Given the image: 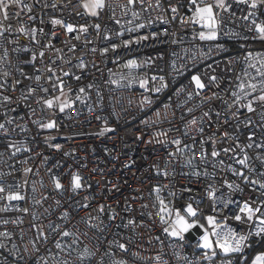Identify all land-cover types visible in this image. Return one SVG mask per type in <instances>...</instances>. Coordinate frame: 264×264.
<instances>
[{
  "label": "built area",
  "instance_id": "2783aa9c",
  "mask_svg": "<svg viewBox=\"0 0 264 264\" xmlns=\"http://www.w3.org/2000/svg\"><path fill=\"white\" fill-rule=\"evenodd\" d=\"M4 2L10 5L9 18L5 20L0 13V25L4 29L11 25V31L0 35V124L4 125L0 129V185L5 189L0 193V234L8 235H0V264H113L119 260L125 264H221L222 259L249 263L264 245V238L250 236L242 253L223 257L215 249L217 255L212 256V250L199 247L203 229L198 226L185 233L183 240L163 231L168 224L161 222L157 196L173 212L192 204L198 210L196 218L206 226L203 217L215 215L218 223H227L238 233L255 230L254 224L238 222L234 216L239 211L237 205L245 201L252 207L261 205L264 189L245 183L229 165L237 172L244 171L250 181L264 182L260 175L264 163L257 159L264 157V148L247 147L264 144V110L257 107L249 113L239 104L228 105L240 82L237 76L244 78L245 70L256 76V69L248 67L247 54L264 57V44L252 23L264 22L262 5L253 10L247 4L226 0L231 11L222 13L224 24L217 39L207 41L199 39L203 29L190 22L193 8L188 0H159V7L156 0H144L143 5L131 6L140 13L138 18L121 7L127 0H106L95 17L84 14L79 0H25L31 11L22 10L12 0ZM173 7L176 13L171 11ZM249 12L255 15L247 21L241 18ZM52 17L77 30L85 25L88 31L68 33L53 26ZM97 24L99 29L94 27ZM137 24L145 27L136 29ZM21 26L36 28V41L19 32ZM141 36L149 38L137 43ZM125 40L132 43L125 47ZM105 48L106 53L101 51ZM40 51L45 53L43 58ZM133 58L141 66L130 71L125 64ZM81 61L83 68L79 67ZM194 74L206 85L203 90L192 81ZM213 75L215 83L209 79ZM36 76L41 79L37 81ZM152 76L164 80L153 81ZM141 79L148 80L144 88ZM58 81H63V91L74 101L72 108L63 112L58 105L48 108L42 103L60 95ZM162 83L166 86L155 91ZM82 87L86 95L79 92ZM4 96L10 99L5 101ZM192 119L198 124H190ZM50 120L57 127L39 126ZM103 129L108 130L100 135ZM176 139L180 145L172 143ZM202 139L208 154L205 161L200 155ZM212 139L219 151L217 158L211 156ZM9 144L21 151L13 155L15 149ZM57 144L59 149L54 147ZM225 147L235 152L226 154ZM177 148L183 149L182 155ZM245 153L252 172L235 162ZM188 159L193 163L187 164ZM25 168L31 171L25 172ZM197 171L200 175H193ZM73 173L82 177V187L75 191L70 188ZM53 176L59 178L62 190L55 188ZM225 181L241 190L233 191ZM210 190H215V202L207 195ZM10 192H18L24 199L8 200ZM227 199L233 203L225 208L220 201ZM100 205L105 206L103 212ZM163 215L167 220L168 213ZM41 231L46 239L40 237ZM63 231L70 235L62 236ZM121 243L127 251L119 248ZM85 248L94 255L82 257ZM205 252L210 259H204Z\"/></svg>",
  "mask_w": 264,
  "mask_h": 264
},
{
  "label": "snow or ice",
  "instance_id": "6c2138e0",
  "mask_svg": "<svg viewBox=\"0 0 264 264\" xmlns=\"http://www.w3.org/2000/svg\"><path fill=\"white\" fill-rule=\"evenodd\" d=\"M189 4L192 6V16L190 17V22L193 24H197L201 27V30L199 32V39L200 40H207V41H214L217 39L218 36V31L221 29V27L224 24V18L222 16V13H229L231 11V6L227 4L226 0H213V2L209 3L206 2V0H188ZM237 4L243 3L247 4L250 9H257L259 6L264 5V0H235ZM12 3L21 8L22 10L27 8L29 11H31V7L25 3V0H12ZM140 3L141 5L144 4V0H127V4L121 5L122 8L125 9V12L127 13L128 11H131V15L133 18H138L140 13L137 11L131 10V6ZM47 7V5H45ZM56 3H52L51 7L56 8ZM79 7H81L84 10V14L90 15V16H98L99 15V10L103 9L106 6V0H79ZM10 7L9 4L5 3L4 0H0V13L3 14V17L5 20L9 18V13L7 9ZM152 5L149 3L148 8H151ZM156 7H159V0H156ZM216 9H219L220 11H216ZM147 10V9H145ZM171 11L173 13L177 12V9L175 7L171 8ZM17 16H19V13H16ZM77 15H80L78 12ZM234 13H232V16L234 17ZM255 15V12H249V15L241 17L244 20H248L250 16ZM29 20L33 19L32 16L28 17ZM175 18V17H173ZM167 21H165L166 23ZM183 22V21H182ZM43 23V21H42ZM50 23L53 26H61L63 27L66 32L68 33H73L77 32L78 34L86 33L88 31L87 26L85 25H80L78 30L77 28L71 24V23H65V21L61 18H56L52 17L50 19ZM117 23H120V21H117ZM255 31L259 34L261 39H264V23H256L255 21L252 22ZM97 29L100 28V25H95ZM145 27L144 24H137L136 29L143 28ZM135 29L129 28L128 31H134ZM4 31H11V25L7 29L3 28V25H0V35H3ZM19 32H22L26 35H30L31 39L33 41H36V34H37V29L32 28V29H26L23 26H21L18 29ZM41 33H43V29H39ZM122 33H117V35H121ZM55 35V33H53ZM153 37L156 36V33L152 34ZM77 38H79V35H77ZM105 39H108V36L105 35ZM149 37L148 36H141L137 39V43L140 40H147ZM124 46L127 47L132 41L125 40ZM50 46V42L49 45ZM75 45H73V48ZM112 49L115 50L117 45L113 44L111 45ZM218 50H222V46L217 45ZM59 51V50H58ZM95 51V49H93ZM102 52L106 53L108 51L107 48L102 49ZM5 56H7V50H5L4 53ZM45 55L44 51L39 52V56L43 58ZM36 59V53L33 52L32 55V60ZM247 59L250 61L248 64L249 68H254L256 69V76H250L248 71L245 70L244 72V78L237 76V80L240 81L237 84V90L232 92V96L234 97L232 104L228 105V108H232L233 105L239 104L240 107H245L249 113H254L257 109V107L261 108L264 110V57H260L259 59L257 57H253L252 53L249 52L247 54ZM144 63H149V61H144ZM259 65V66H258ZM85 65L83 61L80 62L79 67L83 68ZM141 65L137 62L135 58L129 59L126 61L125 67L128 68L130 71L132 69L138 68ZM211 68V65L208 66ZM49 72H52V69H48ZM7 75V73H5ZM54 75V73H53ZM65 76L68 75L67 72L64 73ZM259 77V79H257ZM37 81L41 79L40 76H36L35 78ZM51 79V77H49ZM79 79V77H77ZM151 79L153 81H156L159 79L160 81L164 80L163 76L157 77V76H152ZM210 81L215 83L217 77L216 76H211ZM192 81L195 83V86L197 89L203 90L206 85L202 82L201 78L198 75H193L192 76ZM16 83H19L17 81ZM115 83V81H113ZM148 83L147 79H141L140 80V86L141 88H144ZM59 85V90H60V95L58 96H53L49 99H45L42 101V103L48 107V108H53L54 106L58 105L59 110L63 112L65 109L72 108L74 101H71L68 99L67 93L63 91L64 85L63 81H58ZM56 83L52 85L53 90H56L57 86ZM163 83L161 84L160 87L155 88L154 90L159 92L161 88L165 87ZM88 87H92V85H88ZM30 92L33 91V89H29ZM44 91H47V89H44ZM71 91V89H69ZM79 92L82 94H85V89L82 87L79 89ZM199 94V93H197ZM191 93H189V98H191ZM216 94L213 93V96ZM3 99L5 101L9 100L10 98L8 96H4ZM77 100H80L81 97L77 95L76 97ZM247 100V104L243 103V100ZM149 102L150 101H146ZM191 111V109H189ZM237 113H233L235 116ZM159 115V114H158ZM219 115V113H217ZM204 116H208V113H204ZM99 119V117H97ZM261 119H264V112L261 114ZM11 123V121H9ZM34 123H38L34 121ZM190 124L192 125H197L198 122L196 119H192L189 121ZM251 123V121H249ZM39 126L41 128L45 129H53L57 127L55 121H49L47 123H39ZM0 129H4V125L0 124ZM22 131L24 129H21ZM108 129H103L100 132V135L104 134V131H107ZM5 131H7L5 129ZM198 131H203L202 128H198ZM225 137H228V133L224 134ZM251 136L249 137V140H251ZM212 144L214 145L213 150L211 152V156L213 158L219 157V151L216 150L215 144L216 140L212 139L211 140ZM172 143L176 145H180L181 141L179 139H176L172 141ZM205 141L202 139L200 141L201 144V160L205 161L207 159V153L203 149ZM10 148H14L13 155H15L16 152L21 151V148L16 147L15 145L9 144ZM55 148L59 149L60 145H54ZM239 148V145L236 146ZM248 148L252 147H257V148H264V144H248ZM28 150V149H25ZM223 151L227 154L229 152H235L234 149L231 147H225ZM240 151H243V149H240ZM177 152L183 154V149L177 148ZM67 155V153H66ZM169 155H174V153H169ZM257 159L261 160L262 163H264V157L258 156ZM250 157L245 153L243 155V158H236L235 162L243 168H246L248 172H252L254 169L253 167L250 166L249 164ZM187 164H192L193 161L192 159H188L186 161ZM221 164H223V160L220 161ZM229 169L234 172L235 175L239 176L245 183H251L253 185H259L260 189H264V182L261 180H249L248 175H245L244 171H236L235 169L231 168V165H229ZM25 172H30L31 169L25 168ZM165 175L168 173L165 172ZM193 175H200V173L194 172ZM262 177H264V173L260 174ZM52 180L54 182V186L57 190H62L63 185L60 183V180L58 177L53 176ZM82 177L79 174L73 173L71 176V183H70V188L72 191H75L77 189H80L82 187ZM227 186L233 191H240L241 189L239 188V185H235L233 183H229L228 181H225ZM35 189H33L34 191ZM155 191L159 192L160 189L156 188L154 189ZM5 191L4 187L0 185V193H3ZM207 195L209 198H211L214 202L216 200L215 196V190H210L208 191ZM8 200H22L24 199L23 196H21L18 192H10L7 195ZM157 200L159 201L160 205V219L162 223H167L168 226L163 229V231L168 234L171 237H177L180 240L184 239V234L189 232L190 229H193L194 227H199L203 229V234L199 237V247L205 250H212L211 255L216 256L217 251L215 249L219 250V254L222 255L223 257H229L230 255L237 254V253H242L243 248L247 246L248 243V238L251 237H261L264 238V213H261V207H264V201L261 202V205L252 207L251 204L247 201L238 204L237 208L239 211L235 214L234 219L238 222L241 223H251L255 225V230L254 231H249L248 233H238L236 230L233 228L229 227L227 223H218L217 222V217L215 215H208L206 217H203L204 220L207 222V227L204 224H200L199 221L196 219L198 210L193 207L192 204H188L186 207H184L182 210L181 209H176L174 212L168 208L166 205L165 201L163 199H160L159 196H157ZM39 203V202H37ZM224 205L225 208H228L229 205L233 203L231 199L227 200H222L220 201ZM86 207L88 205H85ZM105 206L100 205L99 211L103 212ZM3 209H0L2 211ZM25 212L28 211V209H24ZM213 211H216V208H213ZM167 212L168 213V219H165V216L163 213ZM182 212L184 214H182ZM65 217L68 215L67 212L63 214ZM4 223H7V221H4ZM133 223V221H129V224ZM59 228V225L56 226ZM55 230V229H54ZM0 235H8V233H2ZM61 235L64 237H67L70 235L68 231H63L61 232ZM40 237H43L46 239V236L43 231L40 232ZM215 237V240L212 238ZM35 247V245H33ZM55 247L59 249L61 247V244L59 241H57ZM119 248L122 250L127 251L125 244L121 243L119 244ZM94 255V253H91L87 248L84 249L83 253H81L82 257L86 256H91ZM159 259V257H157ZM204 259H210L208 252H205L204 254ZM65 264L67 262L65 261ZM113 264H125V261L119 260V261H114ZM221 264H233V261L231 259H222ZM243 264H248L247 261H243ZM251 264H264V252H259L257 253L253 258H251Z\"/></svg>",
  "mask_w": 264,
  "mask_h": 264
},
{
  "label": "rangeland",
  "instance_id": "374dc122",
  "mask_svg": "<svg viewBox=\"0 0 264 264\" xmlns=\"http://www.w3.org/2000/svg\"><path fill=\"white\" fill-rule=\"evenodd\" d=\"M194 75H197V74H194ZM198 221H199V223L200 224H204L205 225V223H204V221L201 219V218H196ZM206 226V225H205ZM207 227V226H206ZM203 234V232L200 234V236ZM259 252H264V245L260 248V249H258V251L253 255V257L257 254V253H259ZM252 257V258H253ZM248 264H251V260H250V262L248 263Z\"/></svg>",
  "mask_w": 264,
  "mask_h": 264
},
{
  "label": "crops",
  "instance_id": "0c3cea01",
  "mask_svg": "<svg viewBox=\"0 0 264 264\" xmlns=\"http://www.w3.org/2000/svg\"><path fill=\"white\" fill-rule=\"evenodd\" d=\"M262 7H263V9H264V5H262ZM263 23H264V22H263ZM258 38H259V42H260V43H264V39H261L260 36H259V34H258Z\"/></svg>",
  "mask_w": 264,
  "mask_h": 264
},
{
  "label": "trees",
  "instance_id": "16d2710c",
  "mask_svg": "<svg viewBox=\"0 0 264 264\" xmlns=\"http://www.w3.org/2000/svg\"><path fill=\"white\" fill-rule=\"evenodd\" d=\"M262 44H264V43H262Z\"/></svg>",
  "mask_w": 264,
  "mask_h": 264
}]
</instances>
